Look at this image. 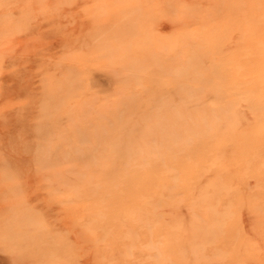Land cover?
<instances>
[{"label": "rangeland", "instance_id": "obj_1", "mask_svg": "<svg viewBox=\"0 0 264 264\" xmlns=\"http://www.w3.org/2000/svg\"><path fill=\"white\" fill-rule=\"evenodd\" d=\"M263 28L264 0H0V264H264Z\"/></svg>", "mask_w": 264, "mask_h": 264}, {"label": "bare ground", "instance_id": "obj_2", "mask_svg": "<svg viewBox=\"0 0 264 264\" xmlns=\"http://www.w3.org/2000/svg\"><path fill=\"white\" fill-rule=\"evenodd\" d=\"M45 1V0H44ZM148 1V0H147ZM170 1V0H169ZM203 4V3H202ZM157 5V4H156ZM157 7H158V5H157ZM187 11V10H186ZM155 16H156V13H155ZM138 17V16H137ZM162 18V17H161ZM137 19V18H136ZM39 22V21H38ZM131 23V22H130ZM162 23V22H161ZM260 22H259V20H257V21H254L252 24H250V26H248V25H246V24H241V23H237V29L240 31V32H244V33H240L239 35H238V39H239V42H237V46L236 47H238L239 49H237V50H239V51H241L240 49H242L244 46V44L246 45V40H248V42H249V44H248V47H250L249 45L251 44V41H249V39H250V37H252V35L254 36L256 33H257V31L259 30V28H260V24H259ZM160 26H162V24L160 25ZM159 26V27H160ZM151 27V26H150ZM158 27V28H159ZM157 28V29H158ZM126 29V28H125ZM248 29V30H247ZM264 29V28H263ZM66 31V30H65ZM245 31H248V33H245ZM161 32H162V30H161ZM193 34V33H192ZM140 35V34H139ZM147 35V34H146ZM245 38V39H242V38ZM180 39V38H179ZM186 39V38H185ZM188 39V38H187ZM186 39V40H187ZM157 40V39H156ZM191 40V39H190ZM242 40V41H241ZM98 41V40H97ZM242 43H241V42ZM96 42V41H95ZM147 42H149V40L147 41ZM186 43V42H185ZM184 43V44H185ZM168 44V43H167ZM243 44V45H242ZM252 47L255 49V51L257 52V55H259V54H261V55H264L263 54V50L261 49V51H260V47L259 46H257V45H252ZM167 48H168V46H167ZM259 48V49H258ZM166 49V48H165ZM236 50V49H235ZM236 50V51H237ZM166 51V50H165ZM169 51V50H168ZM167 52V51H166ZM168 53V52H167ZM149 56V55H148ZM147 56V57H148ZM10 58V57H9ZM217 58V57H216ZM249 59V58H248ZM246 57H245V60H242L241 62L242 63H248L247 65L249 66V67H254V68H256L257 69V73L259 74V76L260 77H262V79H261V81H262V83H257L256 84V86H259V87H261V86H263V88H264V62H262L263 61V59H261L259 62H257V63H255L256 61H257V59H254V60H248ZM50 65V64H49ZM71 65V64H70ZM246 65V64H245ZM40 66V65H39ZM69 66V65H68ZM68 68V67H67ZM51 70V69H50ZM52 71V70H51ZM226 77V76H225ZM239 77V76H238ZM237 77V82L236 83H234V84H236V85H239V84H241V86H243V87H245L244 89H248L249 88V84L248 83H246V81H244V79H241L240 81H239V78ZM227 79V78H226ZM68 80H70V79H68ZM221 80V79H220ZM231 80H234V79H231ZM220 82V81H219ZM224 81H221L220 83L222 84ZM231 87V86H230ZM144 90V89H143ZM262 110H260V112L258 113V117L260 118V116H263V114L264 113H262L261 112ZM144 185V184H143ZM141 189H146L145 187H141L140 188V190Z\"/></svg>", "mask_w": 264, "mask_h": 264}]
</instances>
